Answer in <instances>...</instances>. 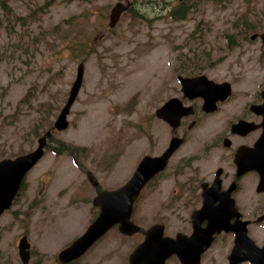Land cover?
<instances>
[{
  "label": "rangeland",
  "instance_id": "obj_1",
  "mask_svg": "<svg viewBox=\"0 0 264 264\" xmlns=\"http://www.w3.org/2000/svg\"><path fill=\"white\" fill-rule=\"evenodd\" d=\"M1 1L0 160L35 149L49 129L53 146H68L74 154L48 148L28 173L25 190L0 217V264H24L18 251L24 233L33 246L28 264H62L60 250L96 217L87 171L103 187L115 188L131 176L143 153L161 151L166 129L153 116L176 58L193 57V50L196 56L204 50L214 58L229 56L224 32L234 33L231 26L244 23L263 30L264 0H188L191 9L179 19L170 11L181 0ZM118 2L131 3L130 9L110 28ZM81 63L84 81L70 125L55 130ZM136 219L145 220L140 212ZM125 245L124 239L107 237L78 264H92L94 252L96 260L106 259L98 264H122ZM107 249L111 256H101Z\"/></svg>",
  "mask_w": 264,
  "mask_h": 264
},
{
  "label": "flooded vegetation",
  "instance_id": "obj_2",
  "mask_svg": "<svg viewBox=\"0 0 264 264\" xmlns=\"http://www.w3.org/2000/svg\"><path fill=\"white\" fill-rule=\"evenodd\" d=\"M231 28L234 33L224 32L229 56L214 58L209 50L196 56L197 50H193V57L176 58L179 63L171 70V83L162 82L167 93L153 119L165 126L164 148L143 153L131 176L118 187H103L96 178L91 202L88 199L96 209L93 220L100 213L94 201L101 191L121 188L142 159L164 155L177 139L165 169L149 179L135 198L131 220L140 229L126 234L117 224L82 256L66 264H78L97 244L114 236L125 240V253L117 256H122V264H264V29L245 23ZM255 34L259 35L253 39ZM244 39L259 48H247ZM203 76V87L184 89L181 78ZM166 105L173 112L179 109V122L171 123L158 114ZM53 140L54 134L47 150ZM28 173L0 217L16 204ZM137 212L144 216L143 224L136 219ZM149 230L153 235L147 242ZM24 236L31 244L29 235ZM138 248L141 253L134 255ZM112 252L107 249L100 255L111 256ZM32 253L31 244V257ZM102 258L96 260L94 252L92 264Z\"/></svg>",
  "mask_w": 264,
  "mask_h": 264
},
{
  "label": "water",
  "instance_id": "obj_3",
  "mask_svg": "<svg viewBox=\"0 0 264 264\" xmlns=\"http://www.w3.org/2000/svg\"><path fill=\"white\" fill-rule=\"evenodd\" d=\"M131 3L118 2L111 10L110 28L117 26L124 12L128 11ZM255 34L252 38H256ZM264 41V32L261 34ZM84 63L78 67V72L65 107L62 109L54 124V129L65 130L69 127L68 119L70 110L75 103L84 81ZM184 89H199L206 82L205 77L181 78ZM169 105L158 110L159 115H163L168 121L173 123L181 117L179 109L173 112L169 110ZM179 114H178V113ZM175 113V116H174ZM53 136L52 130H48L38 139V146L25 154L16 158H5L0 160V216L10 207L13 199L21 188L24 177L33 169L46 153L49 139ZM177 139L172 146L160 157H145L141 160L137 170L131 179L116 190L101 191L94 203L100 206L98 217L92 221L86 231L76 238L68 247L59 253V260L66 264L82 256L94 243L103 237L113 226L119 224L123 233L131 234L137 232L140 227L131 220L133 204L143 186L158 172L165 169L168 160L177 147ZM88 178L93 185L98 184V180L92 172H88ZM153 233L148 231L147 242H150ZM146 242V243H147ZM149 244V243H147ZM148 246V245H147ZM143 247V246H142ZM19 254L22 262L28 264L31 258V244L27 236L20 239L18 244ZM141 248H138L134 255H139ZM139 263V262H138Z\"/></svg>",
  "mask_w": 264,
  "mask_h": 264
},
{
  "label": "trees",
  "instance_id": "obj_4",
  "mask_svg": "<svg viewBox=\"0 0 264 264\" xmlns=\"http://www.w3.org/2000/svg\"><path fill=\"white\" fill-rule=\"evenodd\" d=\"M1 4H3V1L1 2ZM189 9H191V5L188 3V0H181L180 3L175 6L170 12L173 18H182L184 17V15L186 14V12L189 11ZM128 12V11H127ZM49 149H53L56 150L57 153H62L64 151H68L69 153H73V150L70 149L68 146H64L62 145L61 147H49Z\"/></svg>",
  "mask_w": 264,
  "mask_h": 264
}]
</instances>
